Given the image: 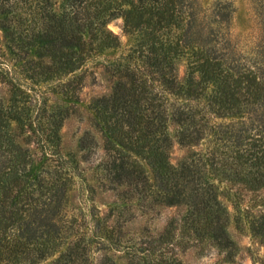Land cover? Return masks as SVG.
Masks as SVG:
<instances>
[{"label":"trees","instance_id":"16d2710c","mask_svg":"<svg viewBox=\"0 0 264 264\" xmlns=\"http://www.w3.org/2000/svg\"><path fill=\"white\" fill-rule=\"evenodd\" d=\"M253 3L257 32L245 39L234 28L235 0H0V81L8 89L0 96V264H36L65 242L51 264H87V222L66 203L75 172L72 155L59 150L64 113L52 108V120L42 122L41 85L77 99L87 63L100 59L119 74L111 92L91 102L107 135L102 186L187 206L155 245L185 238L186 246L210 240L228 257L235 251L220 183L264 189V0ZM116 16L134 42L114 62L102 53L119 44L108 27ZM169 120L179 143L204 148L171 162ZM13 126L34 134L51 167L22 146ZM97 220L93 237L116 243L115 225ZM248 224L264 237V210ZM162 261L176 260L147 263ZM99 264L115 262L105 255Z\"/></svg>","mask_w":264,"mask_h":264},{"label":"rangeland","instance_id":"374dc122","mask_svg":"<svg viewBox=\"0 0 264 264\" xmlns=\"http://www.w3.org/2000/svg\"><path fill=\"white\" fill-rule=\"evenodd\" d=\"M202 1L208 3L210 0ZM235 4L237 9L234 28L245 31V39H250L257 32L253 0H235ZM108 27L118 35L119 44L102 54L115 62L126 55L134 39L123 30L122 16L112 18L108 22ZM0 41L3 42L1 29ZM86 66V74L78 88L77 99L67 97L54 88L53 83L41 85L47 107V112L41 120L48 125L47 122L52 120V116H49L52 108H59L64 113L59 129V150L62 155H72L73 161L67 165L75 172L67 192L66 203L70 212L82 214L87 222V227H83L91 239L87 264H99L105 255L114 260L115 264H148L151 259L166 260L173 256L175 264H264V237L253 234L248 224L249 214H258L264 210V189L250 190L241 184L226 180L220 183V199L227 207L229 215L227 229L235 244V251L229 257L225 250L210 240L186 246L184 238L182 242L155 245L156 237L165 229L172 217L180 223L179 217L186 212L187 206L166 204L150 197L138 198L131 192L122 193L123 186L107 188V181L102 186L101 180L104 176L102 163L107 156L104 148L107 135L97 122L91 102L98 96L109 94L119 74L113 71L112 64L105 59L95 63L88 62ZM177 66L178 77L182 80L185 77V60L179 58ZM0 96L4 99L8 97L7 86L2 81ZM169 97L173 99V96ZM13 127L16 139L22 146L28 148L36 158L42 156L38 163L51 167L55 161L47 159L48 154L44 148L34 141V134L26 127L23 130ZM176 129L177 125L169 120L168 132L171 135L169 159L173 163L179 162L191 151L201 150L205 146L204 142L179 143L175 137ZM82 138L84 147L80 145ZM98 217L100 224L106 222L115 225L113 235L118 238L116 243H102L93 237L92 227L98 224ZM176 226L175 234L178 232L179 224ZM65 247L66 242L54 254L36 264H51ZM143 253L146 255H141ZM162 264H167V261H162Z\"/></svg>","mask_w":264,"mask_h":264}]
</instances>
